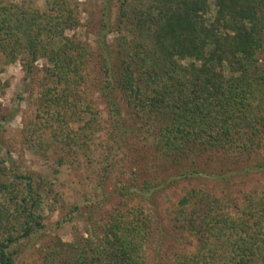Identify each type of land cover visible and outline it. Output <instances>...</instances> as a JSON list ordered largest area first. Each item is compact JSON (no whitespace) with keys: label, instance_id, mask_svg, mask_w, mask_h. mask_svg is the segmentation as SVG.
<instances>
[{"label":"trees","instance_id":"obj_1","mask_svg":"<svg viewBox=\"0 0 264 264\" xmlns=\"http://www.w3.org/2000/svg\"><path fill=\"white\" fill-rule=\"evenodd\" d=\"M113 2L93 48L68 0H0V95L19 63L37 96L14 146L55 163L37 179L0 144V264L37 237L27 264H264V192L209 188L264 162V0H118L112 23Z\"/></svg>","mask_w":264,"mask_h":264},{"label":"rangeland","instance_id":"obj_2","mask_svg":"<svg viewBox=\"0 0 264 264\" xmlns=\"http://www.w3.org/2000/svg\"><path fill=\"white\" fill-rule=\"evenodd\" d=\"M5 3H9L11 1L17 0H3ZM40 7L44 8L46 0H33ZM72 3V5L77 6L80 12V26L75 31L67 32V36L73 37L76 40L87 42L93 48H97L98 45L96 43L97 39L95 37V33L97 32L98 27L101 25L102 14L107 13L104 12L101 4V0H68ZM112 9L113 14H111L112 23H114L115 18L118 13L119 3L118 0H113ZM111 9V10H112ZM112 30H110L111 33ZM108 42L112 45L116 43V35L109 34ZM47 62L45 60H39L36 63L38 77L42 78L44 76V69L47 67ZM2 82H8L10 85L5 90L4 94L0 95V103L3 107V115L13 113L14 117H9L6 120L0 117V144L3 145V155L6 160L11 162L9 164L6 162V166L13 167L12 164H15L21 171L28 174H35L37 179L39 177H44L48 179H54V170L55 163L53 160H48L45 158H40L34 153L24 150L21 151L19 146H14L15 138L19 135L24 120L31 115L33 112V104L36 100V93L32 91L33 88H28V90H24V72L19 63L13 64L9 66L6 70V73L2 76ZM11 152V156L6 158V152ZM11 160H10V159ZM264 165L263 163H251L248 167L249 171L241 177H236V179L230 184V191L224 188L219 184H209V188L216 187L224 196V194H231L236 197L244 189H256L258 188L260 191L264 192V178L256 175L253 170H258L260 166ZM66 170V169H65ZM68 173V172H67ZM66 172H62L59 175L60 180L64 181L66 179ZM262 178V179H261ZM74 191H70L66 195V200L70 203H79L84 205V191L80 188V186L73 185ZM109 204L105 206L104 211L109 208ZM52 220L58 219V214H54L51 217ZM60 219V218H59ZM52 231V236L57 235L62 238L64 242H72L73 237L75 235H85L84 231V223L75 221L74 224H65L60 228H50ZM42 241V239H41ZM41 245L39 242V238H34L31 241L25 242L17 250V264H27L29 257L31 255H36L40 249ZM150 258L152 255H157V246L155 242L153 245H150ZM156 252V253H155ZM151 264L154 262V258H152Z\"/></svg>","mask_w":264,"mask_h":264}]
</instances>
